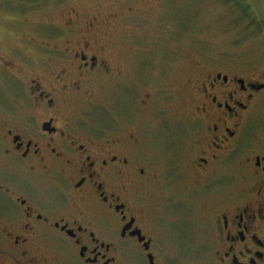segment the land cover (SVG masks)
Segmentation results:
<instances>
[{
  "label": "flooded vegetation",
  "instance_id": "flooded-vegetation-1",
  "mask_svg": "<svg viewBox=\"0 0 264 264\" xmlns=\"http://www.w3.org/2000/svg\"><path fill=\"white\" fill-rule=\"evenodd\" d=\"M89 42L0 54V264H264V81L201 77L189 134L155 162L113 104L95 107L108 124L84 112L108 79L123 90L113 103L130 91L125 64Z\"/></svg>",
  "mask_w": 264,
  "mask_h": 264
},
{
  "label": "rangeland",
  "instance_id": "rangeland-1",
  "mask_svg": "<svg viewBox=\"0 0 264 264\" xmlns=\"http://www.w3.org/2000/svg\"><path fill=\"white\" fill-rule=\"evenodd\" d=\"M81 37L125 64L130 89L123 103H113L123 90L108 79L93 89L99 99L84 112L108 124L109 115L95 107L110 111L114 105L128 123H138L155 162L169 149L167 141L189 134V91L201 77L234 70L264 81V0H0L5 60L49 54L45 47ZM6 75L0 73L3 103ZM147 95L151 112L141 114L137 102ZM256 106L252 118L264 119V95Z\"/></svg>",
  "mask_w": 264,
  "mask_h": 264
}]
</instances>
